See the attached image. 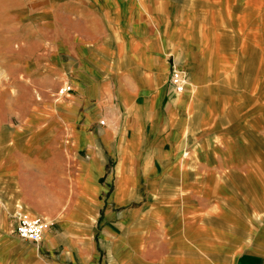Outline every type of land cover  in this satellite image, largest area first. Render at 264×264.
<instances>
[{
	"label": "crops",
	"instance_id": "1",
	"mask_svg": "<svg viewBox=\"0 0 264 264\" xmlns=\"http://www.w3.org/2000/svg\"><path fill=\"white\" fill-rule=\"evenodd\" d=\"M253 10L0 0V264H264ZM21 212L47 218L41 241L11 231Z\"/></svg>",
	"mask_w": 264,
	"mask_h": 264
},
{
	"label": "rangeland",
	"instance_id": "2",
	"mask_svg": "<svg viewBox=\"0 0 264 264\" xmlns=\"http://www.w3.org/2000/svg\"><path fill=\"white\" fill-rule=\"evenodd\" d=\"M253 19H249L248 21L252 20L253 22V33L251 35V38L254 39L255 42V61H256V71L258 73V81L263 85L264 83V0H253ZM259 11H261L259 13ZM258 13V15H257ZM242 20H244L243 17H241ZM25 31H22L21 29L14 31V37H15V50H14V58H15V70L16 73H23L26 69H29V65H31V62L24 61V56H28L32 49L28 45L22 44V35ZM27 32V31H26ZM227 42L229 41L226 40ZM246 63V61H245ZM26 79L18 78L17 80V91H18V110L20 112V115L23 112V108H25V102H26V87H28V84L25 83ZM263 87V86H261ZM21 118V117H20ZM25 214V213H20ZM13 227L12 230L13 231ZM16 233L15 231H13Z\"/></svg>",
	"mask_w": 264,
	"mask_h": 264
},
{
	"label": "built area",
	"instance_id": "3",
	"mask_svg": "<svg viewBox=\"0 0 264 264\" xmlns=\"http://www.w3.org/2000/svg\"><path fill=\"white\" fill-rule=\"evenodd\" d=\"M170 74V82L175 91H182L184 89L185 82L184 74L181 73L180 70L176 69H172ZM69 89L70 86L65 85L60 89V91L63 92ZM48 224L49 222L47 218L42 215L19 214L13 231H15L16 234L24 240L39 242L42 240Z\"/></svg>",
	"mask_w": 264,
	"mask_h": 264
}]
</instances>
